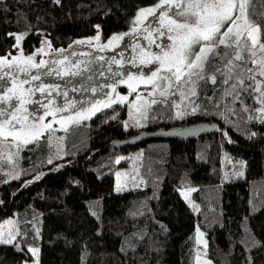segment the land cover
<instances>
[{"label": "trees", "instance_id": "trees-1", "mask_svg": "<svg viewBox=\"0 0 264 264\" xmlns=\"http://www.w3.org/2000/svg\"><path fill=\"white\" fill-rule=\"evenodd\" d=\"M157 2L0 0V56L19 49L10 34L23 36L24 52L40 45L67 50L92 35L107 39ZM224 87L217 76L216 84L198 82L193 104L167 96L149 106L141 127L132 126L126 106L98 110L69 127L57 151L45 138L24 147L16 179L13 165L1 162L0 224L13 218L24 251L0 244V264H33L28 247L39 248V264H195L197 228L213 264H264V123L255 92L233 101ZM196 122L216 124V131L112 146ZM5 147L12 146L1 143L0 151ZM133 155L138 181L120 180L117 192L115 170L127 173Z\"/></svg>", "mask_w": 264, "mask_h": 264}, {"label": "snow or ice", "instance_id": "snow-or-ice-1", "mask_svg": "<svg viewBox=\"0 0 264 264\" xmlns=\"http://www.w3.org/2000/svg\"><path fill=\"white\" fill-rule=\"evenodd\" d=\"M55 3L59 4L60 0H55ZM158 10L160 12L157 20L159 27L156 28V35L157 37L167 36L170 43L163 47L157 45L160 48L159 53L142 50L140 54L141 64L156 63L159 65L147 78L143 73L139 77L144 84L152 85V94L159 90L162 99L159 101L152 99L151 104L167 103V96L176 95L177 92L185 99L195 97L199 81L210 80L212 84H216L217 76H220L221 84L226 86L223 88L224 93L233 101L240 100L241 93L253 91L258 94L256 98L264 105V80L256 79L257 75L264 77V40L261 39L264 35L262 31L264 29V0H158L155 7L140 9L136 23L139 24L148 17L155 18ZM10 35L15 36L17 44L23 39L22 35ZM148 38L151 43V32ZM119 39H122V36L112 37V40ZM78 43H84V41H78ZM44 64V61L39 64L34 63V56L31 55L11 59L8 55L0 56V141H7L11 138L17 152L24 146L37 143L43 131L52 127L51 123L42 124L44 116L50 114L47 110L44 115L37 118L34 113H29L26 107L29 104H38L47 109V105L32 99L36 92L48 93L46 98H49V103L52 102L51 91L57 86L45 85L41 82L35 88L24 87L32 81L40 80V75H32L29 69L41 68ZM19 73H25L26 77L19 79ZM56 74L60 73L56 72ZM65 74L68 73L65 72ZM72 74L78 75L79 73ZM128 79L132 80L134 77L129 75ZM245 81L248 83L246 84ZM129 88L136 91L131 84ZM92 91L94 92L95 89ZM64 95L67 96V93ZM117 99L123 102L127 101L128 97L119 96ZM136 99L140 97L137 96ZM66 106L75 107L71 103ZM104 107H111V103L104 104ZM133 107L136 108V105L134 104ZM98 110L95 106L89 109L91 114H95ZM244 110L247 111V109ZM136 111L142 119L145 118V113L140 112L139 108H136ZM195 111L196 108L193 107L192 112ZM258 111L261 114L259 119L261 123H264V106ZM51 114L55 115V113ZM29 116L32 117L31 120ZM176 116L182 118L183 113L178 111ZM89 118L88 115L77 112L75 118L70 116L68 120L78 124L82 119ZM133 121L132 126H143L141 121L135 117ZM128 126L125 123V127ZM255 135L256 133H251V136ZM13 178L18 177L13 176ZM115 190L120 192L123 188L118 185ZM92 215L95 216L96 213L93 212ZM8 223L14 222L8 221ZM18 235L22 234L16 229H11L7 233L0 231V244L12 245L22 252L24 249L19 246ZM200 235L203 236V233ZM257 244L258 242L253 241L254 247ZM27 251L36 258L33 264H39V248L28 247ZM23 264H27V261Z\"/></svg>", "mask_w": 264, "mask_h": 264}, {"label": "rangeland", "instance_id": "rangeland-1", "mask_svg": "<svg viewBox=\"0 0 264 264\" xmlns=\"http://www.w3.org/2000/svg\"><path fill=\"white\" fill-rule=\"evenodd\" d=\"M158 3V2H157ZM157 3L144 7H155ZM141 8V9H144ZM140 9L137 11L134 20L130 27L122 32L115 33L107 39H102L99 35H92L89 37L81 38L75 41L67 50L50 52V48L44 45L37 46L31 52H24L22 47V40L16 46L19 48L15 53L8 54V58L12 57H27L34 56V63L39 64L44 61L45 64L41 68H30L29 71L32 75H40V80L32 81L30 84H26L24 87L35 88L41 82L45 85L57 86L55 90L51 91V103H49L48 93L36 92L32 97L33 100H38L41 104L47 105V109L40 107L38 104L26 105L29 113H34L38 118L44 115L47 110L50 114L44 116L42 124L51 123L52 127L49 130L43 131V135L40 137L53 141L54 149L56 151L61 146L64 133L69 127L77 125L68 120V117H76L77 112H82L84 115L91 117L93 114L90 113L89 109L95 106L99 110L104 109V104L111 103V106L120 105L126 106L129 117L137 120L140 119L139 112L136 108L140 109V112H146L151 104L152 99L161 100L162 97L159 95V90L153 93L151 84H144L140 81V74L143 73L144 77L147 78L152 71H155L159 65L156 63L152 64H141L140 54L141 51H149L152 53H159L160 48L157 45L163 47V45L170 43L167 40V36L157 37L156 28L159 27L157 20L159 18V10L155 18L148 17L139 24L136 23V17ZM135 29V31H134ZM149 32L152 33V42L149 41ZM127 33V35H125ZM21 36V35H20ZM113 36H122V39L112 40ZM99 37V39H96ZM261 39L263 40L262 36ZM78 41H84V43H78ZM111 41V43H109ZM43 49V51H40ZM66 57V59H65ZM151 59V57H148ZM56 63H53V62ZM116 61V62H113ZM86 66V67H85ZM89 66V69L87 68ZM7 71V69H5ZM52 74H47V73ZM59 72L60 74H56ZM67 72L68 74H65ZM72 73H79L73 75ZM88 73V74H87ZM86 74V75H81ZM161 74H164L161 72ZM129 75L133 76L134 79L129 80ZM25 73H19L18 78L24 79ZM257 80H264V77L257 75ZM121 81H126L122 83ZM131 84L136 91H132L129 88ZM175 87V85H173ZM75 89V91H73ZM92 89H95L93 92ZM115 89V91H113ZM67 93V96L64 95ZM177 94L180 96L179 92ZM257 93L253 95V98L257 105L261 108V101L257 99ZM119 96H127L128 100L120 102L118 101ZM137 96L140 99H136ZM170 96V95H168ZM181 100L188 101L193 104L194 97L185 99L181 97ZM115 101V102H113ZM74 104L75 107H67V104ZM136 105V108L133 105ZM180 105V102H177ZM97 112V111H95ZM51 113H55L52 115ZM32 117L29 116V120ZM90 119V118H89ZM89 119H82L80 123H83ZM78 123V124H80ZM12 147L3 149L0 151V163L6 162L7 164L13 165L10 168V175L20 177L23 175L21 168L15 169V163L22 158V151L24 147L31 146V144L20 148L17 152L15 144L11 141V138L7 141H0V144ZM9 157H11L9 159ZM128 165V171L123 172L120 168L115 170L116 186H121L120 180L128 179L132 182L138 181L137 178V167L139 158L136 155L128 156L126 158ZM15 171L16 173H12ZM123 185V184H122ZM185 197H188V192H184ZM8 221H14L10 218L0 224L2 228L0 231H7L13 228L12 224ZM12 225V226H11ZM203 233L200 229H196V252H195V264H213L207 257V246L206 239L200 235Z\"/></svg>", "mask_w": 264, "mask_h": 264}, {"label": "water", "instance_id": "water-1", "mask_svg": "<svg viewBox=\"0 0 264 264\" xmlns=\"http://www.w3.org/2000/svg\"><path fill=\"white\" fill-rule=\"evenodd\" d=\"M216 131V124H211L208 122H196L182 127H175L168 130H156L154 132H139L138 134L130 137L124 141H114L112 146H131L135 145L142 140L148 139H186V140H196L197 138L212 134Z\"/></svg>", "mask_w": 264, "mask_h": 264}, {"label": "flooded vegetation", "instance_id": "flooded-vegetation-1", "mask_svg": "<svg viewBox=\"0 0 264 264\" xmlns=\"http://www.w3.org/2000/svg\"><path fill=\"white\" fill-rule=\"evenodd\" d=\"M85 67H86V66H85ZM87 68H89V66H88ZM89 69H92V68H89ZM87 74H88V73H87ZM81 75H83V76H84V75H86V74H81Z\"/></svg>", "mask_w": 264, "mask_h": 264}]
</instances>
